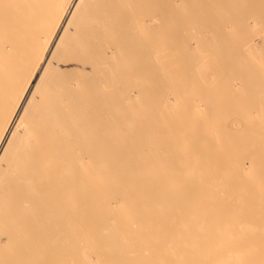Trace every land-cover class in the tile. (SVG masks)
<instances>
[{
    "label": "bare ground",
    "instance_id": "obj_1",
    "mask_svg": "<svg viewBox=\"0 0 264 264\" xmlns=\"http://www.w3.org/2000/svg\"><path fill=\"white\" fill-rule=\"evenodd\" d=\"M253 36L264 0H0V264H264Z\"/></svg>",
    "mask_w": 264,
    "mask_h": 264
},
{
    "label": "rangeland",
    "instance_id": "obj_2",
    "mask_svg": "<svg viewBox=\"0 0 264 264\" xmlns=\"http://www.w3.org/2000/svg\"><path fill=\"white\" fill-rule=\"evenodd\" d=\"M252 39H253V41H254V43H257V48H259V49H261V53L259 54L262 58H264V48H262L263 46H262V44L260 43V40H259V37L257 36V37H252ZM179 40L181 41V42H184V43H189L190 42V37L188 36V35H186V34H183V35H181L180 36V38H179ZM263 49V50H262ZM264 62V61H263ZM157 71H158V74H163L164 73V71H165V65H164V62H162L161 63V65L160 66H157ZM162 77L164 78V76L162 75L161 77H160V83L163 81L162 80ZM113 82V88H115L116 89V91H121V86H120V81H119V79H115V80H113L112 81ZM159 84V83H158ZM180 84H181V82H180ZM111 85H112V83H111ZM174 85H175V81H174ZM179 89H181L182 88V86L180 85L179 87H178ZM164 88L162 87V90H163Z\"/></svg>",
    "mask_w": 264,
    "mask_h": 264
}]
</instances>
